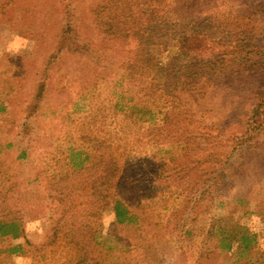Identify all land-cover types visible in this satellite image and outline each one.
<instances>
[{
	"label": "trees",
	"instance_id": "obj_1",
	"mask_svg": "<svg viewBox=\"0 0 264 264\" xmlns=\"http://www.w3.org/2000/svg\"><path fill=\"white\" fill-rule=\"evenodd\" d=\"M2 1L3 13L12 7L14 11L16 0ZM200 2L95 0L90 7H85L84 0H81L80 7H75L77 0H62V25L56 38V50L43 64L36 94L21 112L24 119L21 132L15 142L0 151V264H137L128 255L145 250L144 243L151 244L150 250L155 251L154 240L164 231V225L155 215L149 214L148 205L135 207L140 202L130 199L131 190L123 178V169L130 161L127 152L132 138L136 140L140 132L149 127L156 130V133H149L155 143V134L168 133L166 130L157 131L155 121L158 114L168 116L173 113L178 104V93L197 94L202 90L197 86L200 79L207 77L206 73L203 70L201 75L192 65L184 66L182 60L188 61L193 56L207 53L217 45L220 40L215 25L223 24L226 19L222 13H203ZM236 3L238 8L231 21L240 24L235 26L239 27L242 36L233 44L232 53H225V57L232 59L228 61L229 68L238 73L264 58V38L259 39L254 29L255 23L264 24V0H237ZM84 10L90 12L89 19L82 17ZM98 30L104 40V49H99V42L93 35V31ZM111 51L126 57L121 62L117 79L108 81L110 63L103 53ZM70 61H77L83 73L102 78V83L110 85L111 81L118 80L112 85L116 89L111 93L113 101L109 108L114 120L107 129L90 127L91 122L98 123L95 96L88 93L92 97L88 99L87 94L80 95L78 104L83 106V112L88 113V121L80 124L77 136L68 133L60 144H52V153L48 150L42 155L41 165H38L39 175L35 182L43 189L41 203L53 208L55 220L44 241L31 243L26 239L21 200L15 197L21 184L12 182L10 169L3 163L2 156L18 147L16 162L22 163L23 167L27 165L29 154L38 144L35 123L40 120L47 102V80L54 68ZM259 64L264 66V63ZM183 69L192 75V84L178 80ZM226 70H216L214 75ZM261 71L264 72V67ZM119 86L122 89L117 92ZM144 100L149 103L145 104ZM4 113H7V107L2 102L0 114ZM244 118L239 125L242 131L232 138L234 149L227 165L233 162L234 154L243 155L264 134V79L253 108ZM62 120V127L72 125V119ZM43 169L54 170L48 173ZM229 170L210 169L208 176L212 186L198 191L201 192L200 199L213 196V191L225 182ZM25 185L29 187V183ZM158 191L162 192L161 189ZM146 198V204H150L152 199ZM215 200L210 201V212L214 208H225V202ZM104 216L113 218L120 229L137 236L134 245L124 246L120 258L114 262L105 255L101 240ZM233 217L234 213H231L225 219L227 224L223 229H213L207 234V242L216 243L213 249L222 255H237L240 263L247 260V264H264V253L258 255V234Z\"/></svg>",
	"mask_w": 264,
	"mask_h": 264
},
{
	"label": "rangeland",
	"instance_id": "obj_2",
	"mask_svg": "<svg viewBox=\"0 0 264 264\" xmlns=\"http://www.w3.org/2000/svg\"><path fill=\"white\" fill-rule=\"evenodd\" d=\"M93 1L84 0V6L90 7ZM236 1L201 0L203 13H222L226 19L223 24L215 25L220 40L217 45L207 53L193 56L188 61L182 60L184 66L192 65L201 75L204 70L207 77L200 79L197 86L202 90L197 94L178 93V104L173 113L168 116L158 114L155 121L157 131L166 130L168 133L155 134V143L149 133L156 130L149 127H145L136 140L132 138L127 152L130 161L123 169V178L131 190L130 199L140 202L136 208L148 205L149 214L155 215L164 225V231L154 240V252L150 250L151 244L144 243L145 250L128 255L137 264H247V260L238 262L235 254L222 255L213 249L216 243H208L205 238L213 229H223L227 224L225 219L231 213H234L236 222L258 234V255L264 253V134L246 153L239 157L234 154L233 162L226 164L234 149L232 138L242 131L239 125L253 108L264 79L261 71L264 66L259 64L264 63V58L235 73L228 65L232 59L225 57V53H232L233 44L242 36L239 27L235 26L240 24L231 21L238 8ZM16 4L14 11L12 7L5 13L0 7V101L7 107V113L0 114V151L15 142L21 132L24 120L21 112L36 94L42 66L56 50V38L62 25V0H16ZM80 5L81 0H77L75 7ZM84 12L82 17L89 19L90 12ZM254 29L259 39L264 38L262 22L255 23ZM93 35L99 42V49H104L99 30L93 31ZM103 55L110 63L106 79H117L126 55L112 51ZM223 62L224 66H221ZM221 68L228 70L214 75ZM181 72L178 80L192 84V75L184 69ZM101 79L83 73L77 61L54 68L47 80L49 93L43 114L35 123L38 144L29 154L27 167L16 162L18 147L2 156L3 163L10 169L12 182L21 184L15 197L21 200L26 239L31 243L44 241L55 220L53 208L41 203L43 189L35 182L39 175L38 165H41L42 155L48 150L52 153V144H60L68 133L77 136L80 124L88 121V113L83 112V106L78 104L80 95L91 93L95 96L98 123L91 122L90 127L107 129L113 123L114 115L109 108L113 101L111 93L116 89L112 85L118 80L108 85ZM117 88V92L122 89ZM88 99L92 97L88 95ZM67 117L69 121L72 119V125L62 127V119ZM65 147L68 144L65 143ZM210 169L230 170L223 185L213 191V196L200 199L201 192L198 191L212 186L208 176ZM53 170L43 169L48 173ZM147 196L152 199L150 204H146ZM213 199L225 202V208H214L210 212L209 204ZM165 209L169 210L163 211ZM103 221V249L114 262L120 258L124 246L134 245L137 236L120 229L109 216H104ZM114 240L119 241L114 243Z\"/></svg>",
	"mask_w": 264,
	"mask_h": 264
}]
</instances>
